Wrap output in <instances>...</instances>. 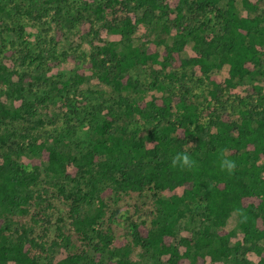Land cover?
<instances>
[{"label":"trees","instance_id":"obj_1","mask_svg":"<svg viewBox=\"0 0 264 264\" xmlns=\"http://www.w3.org/2000/svg\"><path fill=\"white\" fill-rule=\"evenodd\" d=\"M221 1L225 8L220 7ZM241 1L255 15L240 16L236 0H108L92 7L96 20L104 19L113 3L126 10L142 8L143 13L135 22L128 15L113 24L105 22L126 40L124 49L108 42L89 55L87 66L110 93L104 97V109L103 104L99 108L100 122L92 125L94 138L83 152L71 147L64 136L58 137L59 133L52 141L51 136L37 134L44 122L36 107L47 109L45 97L39 103L24 100L13 109L0 100V264H157L132 260L136 246L167 256L168 264H205L207 257L216 262L247 252H254L258 259L241 258V264H264V0ZM60 10L57 6V13ZM186 13H192V18ZM204 13H211L216 24L199 23ZM77 14L84 17L80 11ZM162 18L167 20L159 23L157 19ZM140 21L153 22L161 32L148 45L133 47L132 36ZM86 22L92 24L91 19ZM171 25L177 32L168 43ZM188 41L193 43L194 55L182 57ZM146 64L151 68L159 64L164 77L179 82L188 76L189 68L197 66L201 72L198 82L207 83L213 104L209 100L203 107L195 100V84L189 85L187 79V84L177 90L171 87L169 92L160 81L153 83L166 92L149 100L137 98L136 93L146 88L131 71ZM223 65L229 69L221 82L212 72ZM12 77L13 72L0 64V87L12 85ZM247 78L257 83L244 98L223 99L226 91ZM83 80L84 69L79 68L74 78L53 82V86L69 90ZM79 112L69 110L73 115ZM33 115L36 120L29 128L25 126L22 132L12 128L14 121H29ZM72 116L65 115L69 134L76 131ZM43 173L68 203L74 235L89 240L87 245L101 253L100 260L82 247L55 262L39 261L54 246L76 247L72 235L64 234L58 225V236L50 242L43 237L51 205V196L37 188ZM178 187L183 188L182 194L160 195ZM145 190L153 193L156 207L152 212L158 218L152 223L156 227L145 220H131L121 238L110 225L104 231L96 228L107 194L117 198ZM95 201L94 214L80 212L84 203ZM197 203L203 206L194 212L200 221L194 235L176 241L177 222L194 211ZM232 212L237 213L243 234L234 246L230 244L233 232L225 228ZM27 216L31 225H27ZM39 221L44 227L41 233L35 231ZM93 233L97 241L92 244Z\"/></svg>","mask_w":264,"mask_h":264},{"label":"rangeland","instance_id":"obj_2","mask_svg":"<svg viewBox=\"0 0 264 264\" xmlns=\"http://www.w3.org/2000/svg\"><path fill=\"white\" fill-rule=\"evenodd\" d=\"M106 1L108 0H0V64L13 72L12 85L0 87V100L6 107L13 109L20 107L24 100L39 103L38 100L45 97L44 105L48 106L47 109L44 106L36 107L37 115L44 122L37 129V134H42L43 137L51 136L52 141L53 137L58 136L59 133L58 137L64 136V140L80 152L85 151L94 138L92 125L100 122L105 105L104 97L107 98L110 93L109 87L103 84L93 70L87 66L89 55L96 47L108 42H113L118 50L124 49L126 40L119 33L109 29L105 22L116 23L120 16L125 15L130 16L135 22L143 13L142 8L126 10L113 3L104 12V19L96 20L92 13V7ZM16 5L19 8H16ZM57 6L61 7L60 13H57ZM220 7L225 8V1L220 2ZM262 8L263 6H260L258 12H261ZM78 11L82 12L84 17H79ZM236 11L240 16H253L256 13L246 8L241 0H236ZM174 13L169 18L173 17ZM155 14H158V11H155ZM186 17L192 18V13H186ZM198 18L200 19L199 23L206 22L208 27L216 24L211 13H204ZM86 19H91L92 24L89 25ZM157 20L160 23L166 21L167 18ZM176 28V26L171 25L167 35L168 43L174 39L177 32ZM207 31L210 32L211 30L208 29ZM160 32L159 26L154 25L153 22L140 21L137 23V28L132 36V46L148 45ZM192 44V41L185 44L181 52L182 57L194 55ZM161 48L162 46L158 47L159 50ZM79 68L84 69V80L79 86H73L69 90H58L59 88L56 89L57 87L53 86V82L74 78ZM228 69V65H223L221 68L214 69L212 73L223 82L228 77ZM187 72L188 76L179 82V80L175 81L169 77H164V72H161L159 64H154L153 68L148 64L133 68L132 76L146 88L144 92L136 93L137 98L149 100L152 96L160 97L162 93L169 92V88L172 87L177 90L178 86L182 87V84H187V80H189V85L195 84L192 87L193 96L197 98L195 100L199 101L203 107L209 100L213 104L214 101L208 93L207 83L198 82V78L201 76L199 68L197 66L189 68ZM159 81L163 83L166 91L152 86L153 83ZM254 83L257 81L252 78L239 82L235 88L222 95L223 99L244 98L249 92V87ZM261 84L264 82L262 81ZM16 87L19 89H14ZM102 104V110H99ZM71 108H77L80 112L73 115L69 113ZM65 115H73L71 123L76 127L73 134L67 133ZM35 120L36 117L33 115L29 121H14L12 128L17 132H22L25 130V126L29 128L31 121ZM50 180L47 174L43 173L37 185L38 189L46 190V193L51 196L49 197L51 205L48 210L50 223L45 224L43 237L50 242L55 236H58V225L61 226V231L64 234L72 235L76 247L71 249V247L67 248L63 245L54 246L53 251L47 257L43 253L39 261L45 262L48 258V260L55 262L64 258L71 250L82 247L88 250L96 261L100 260L102 258L101 253L87 245L89 240L84 241L74 235V228L70 225L68 203L57 195L56 186H52ZM66 187L68 188V186ZM174 193L182 194L183 188L178 187L172 191L165 190L160 192V195L169 197ZM152 194V191L148 190L140 194L137 192L122 193L117 198L112 194H107L106 208L103 215L97 219L96 228L99 227L100 230L104 231L110 225L114 235L121 238L129 228L131 220H145L148 226H153L155 223L153 224L152 220L158 217L152 212L156 207L152 201ZM41 204L44 207V204ZM82 206L80 212L87 210L88 213L94 214L97 211L98 202L84 203ZM200 206H203L202 203L193 204L194 211L177 222L175 226L176 241L182 236L194 235L196 226L200 224L199 216L194 212L198 213L196 210L200 209ZM26 221L27 225L32 224L29 216L26 217ZM237 221V213L232 212L225 225L226 229L233 232L230 239V244L233 246L241 242L243 236L237 226ZM40 223L41 221L38 222L35 230L39 233L44 229ZM154 226L156 227L157 224ZM57 240H61V238L58 237ZM96 241L94 233L91 234V243ZM130 258L139 262L168 264L167 256L158 255L140 246L133 249ZM241 258L255 262L258 255L254 252H247L244 256L235 253L223 261L216 262L207 257L205 264H241L239 261ZM6 264L15 263L8 261Z\"/></svg>","mask_w":264,"mask_h":264}]
</instances>
